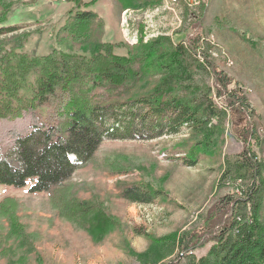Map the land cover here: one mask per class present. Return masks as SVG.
<instances>
[{
	"label": "rangeland",
	"instance_id": "obj_1",
	"mask_svg": "<svg viewBox=\"0 0 264 264\" xmlns=\"http://www.w3.org/2000/svg\"><path fill=\"white\" fill-rule=\"evenodd\" d=\"M170 1L98 0L80 9L97 13L103 21L101 42L114 45L119 55L138 41L170 36L188 43L194 37L209 59L243 88L251 110L245 122L257 126L264 139V0H201L193 7L179 0L173 9L166 5ZM76 9L72 0H0L3 24L17 28L1 36L0 45L10 49L21 36L25 40L19 51L28 56L54 48L87 52L63 29ZM201 51L200 60L191 61L190 84L211 88L215 105L228 113L211 120L212 133L185 128L155 139L144 132L142 137L104 140L67 184L73 199L95 205L92 215L100 211L114 220L109 232L92 231L93 216L77 220L52 206L47 193L0 185V202L16 198L0 213V264H170L178 256V264H189L191 256L207 255L214 244L210 234L196 249H175L172 255L167 237L204 230L214 204L234 191L221 179L244 144L237 135L242 118L226 107L223 95L217 97L215 80L200 65ZM252 149L264 159V141L259 145L253 140ZM190 156H197L193 166L184 161ZM132 185L163 194L149 204L130 202L121 192Z\"/></svg>",
	"mask_w": 264,
	"mask_h": 264
},
{
	"label": "trees",
	"instance_id": "obj_2",
	"mask_svg": "<svg viewBox=\"0 0 264 264\" xmlns=\"http://www.w3.org/2000/svg\"><path fill=\"white\" fill-rule=\"evenodd\" d=\"M72 1L77 9L70 11L63 29L88 53L54 48L28 56L19 51L25 40L21 36L10 49L0 45V185L47 193L52 206L77 220L93 216L91 230L109 232L114 220L100 211L92 215L95 205L73 199L67 181L107 139L142 137L144 132L155 139L185 128L211 134V120L228 113L215 105L211 88L190 84L191 61L205 50L200 65L215 80L217 97L223 95L226 107L242 118L237 135L244 149L221 179L234 191L214 204L203 231L169 235L168 252L194 250L210 234L214 244L207 255L191 256L189 264H264V159L252 149L253 140L260 145L264 139L257 126L245 122L251 110L243 88L209 59L194 37L176 43L160 36L138 41L126 55L114 53V45L100 40L103 21L97 13L80 9L98 0ZM4 21L0 17V37L17 30ZM184 161L193 166L197 156ZM162 194L141 185L121 192L124 199L141 204ZM15 200L3 198L0 213Z\"/></svg>",
	"mask_w": 264,
	"mask_h": 264
},
{
	"label": "built area",
	"instance_id": "obj_3",
	"mask_svg": "<svg viewBox=\"0 0 264 264\" xmlns=\"http://www.w3.org/2000/svg\"><path fill=\"white\" fill-rule=\"evenodd\" d=\"M183 3H187V5L189 6V7H193V6H195V4H197V3H200V1L201 0H181ZM179 2V0H171L170 1V4H166V5H168V6H170L171 5V7H168V8H171V9H173V8H175L176 6H178L177 5V3ZM173 6V7H172Z\"/></svg>",
	"mask_w": 264,
	"mask_h": 264
}]
</instances>
